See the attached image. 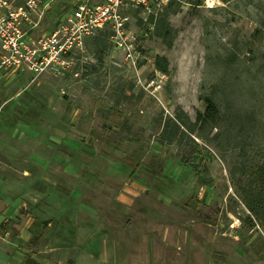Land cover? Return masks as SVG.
<instances>
[{
    "label": "rangeland",
    "instance_id": "rangeland-1",
    "mask_svg": "<svg viewBox=\"0 0 264 264\" xmlns=\"http://www.w3.org/2000/svg\"><path fill=\"white\" fill-rule=\"evenodd\" d=\"M50 3L33 47L71 9ZM166 5L132 15L135 67L106 28L55 72L0 66V264H264L243 199L264 164V0Z\"/></svg>",
    "mask_w": 264,
    "mask_h": 264
},
{
    "label": "built area",
    "instance_id": "built-area-1",
    "mask_svg": "<svg viewBox=\"0 0 264 264\" xmlns=\"http://www.w3.org/2000/svg\"><path fill=\"white\" fill-rule=\"evenodd\" d=\"M170 0H69L71 9L57 18L54 27L42 39L28 35L32 14H38L50 0H0V42L3 53L0 66L29 61L34 72L66 68L73 56L85 46L88 36L97 30H109L113 46L123 52L133 67L139 56L133 45L129 24L133 14L153 20L157 11ZM31 40V46L26 42ZM35 46V45H34Z\"/></svg>",
    "mask_w": 264,
    "mask_h": 264
},
{
    "label": "trees",
    "instance_id": "trees-1",
    "mask_svg": "<svg viewBox=\"0 0 264 264\" xmlns=\"http://www.w3.org/2000/svg\"><path fill=\"white\" fill-rule=\"evenodd\" d=\"M171 0L168 5H166V11H164L162 14L167 15V10L169 9V6L171 5ZM172 12L175 11V8L171 10ZM160 18V21H163L165 18ZM152 20V18H151ZM158 29V35H160L162 38H165L166 35L169 33V30L161 31V26H156ZM167 44L170 45V40L167 41ZM167 66V59L164 56L157 55L155 58V67L159 69L160 71L165 72ZM204 101L206 102V109L203 114H201V117L206 120L208 118H215L219 112L217 108V104L211 97H205ZM237 116L234 117L237 121L242 117L244 119L248 118V116H241L239 114H236ZM246 117V118H245ZM233 119V118H232ZM233 119V120H235ZM249 187L247 190L244 191L243 199L246 203V206L252 213V215L255 216V218L264 226V164L258 165L254 172L250 176V182ZM68 264H74L72 260H68Z\"/></svg>",
    "mask_w": 264,
    "mask_h": 264
},
{
    "label": "crops",
    "instance_id": "crops-1",
    "mask_svg": "<svg viewBox=\"0 0 264 264\" xmlns=\"http://www.w3.org/2000/svg\"><path fill=\"white\" fill-rule=\"evenodd\" d=\"M53 1H54V0H51L50 2L52 3ZM50 2H49V3H50ZM49 3H48V4H49ZM51 3H50V4H51ZM48 4H46V5L43 7V9H45L46 6H48ZM67 6H68V5H67ZM38 14H39V13H38ZM33 15H34V14H33ZM38 23H39V19H38L37 22L32 21L33 26H32V28H31V32H30V33L32 34V36L34 35L35 30H37V29L35 28V26L38 25ZM29 31H30V30H29ZM20 90H21V88H20V89H17L16 92L19 93ZM2 92H3V89L0 88V95H1ZM17 93H16V94H17ZM70 260H72V259H70ZM72 261L74 262V260H72ZM74 264H75V262H74Z\"/></svg>",
    "mask_w": 264,
    "mask_h": 264
},
{
    "label": "water",
    "instance_id": "water-1",
    "mask_svg": "<svg viewBox=\"0 0 264 264\" xmlns=\"http://www.w3.org/2000/svg\"><path fill=\"white\" fill-rule=\"evenodd\" d=\"M6 202L0 197V214L4 211Z\"/></svg>",
    "mask_w": 264,
    "mask_h": 264
}]
</instances>
